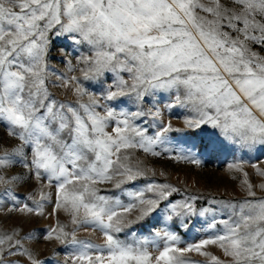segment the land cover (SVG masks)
Instances as JSON below:
<instances>
[{
  "label": "snow or ice",
  "instance_id": "obj_1",
  "mask_svg": "<svg viewBox=\"0 0 264 264\" xmlns=\"http://www.w3.org/2000/svg\"><path fill=\"white\" fill-rule=\"evenodd\" d=\"M173 108L180 127L164 119ZM0 128V212L66 214L42 236L66 253L57 264H264V180L246 161L227 165L243 195L198 209L171 184L137 186L155 171L136 156L264 154V0H0ZM172 133L191 147H164ZM88 228L103 241L81 239ZM39 238L0 230V264H52L26 243Z\"/></svg>",
  "mask_w": 264,
  "mask_h": 264
},
{
  "label": "rangeland",
  "instance_id": "obj_2",
  "mask_svg": "<svg viewBox=\"0 0 264 264\" xmlns=\"http://www.w3.org/2000/svg\"><path fill=\"white\" fill-rule=\"evenodd\" d=\"M63 45H58V48L53 51V57L51 63L55 68L61 71L66 70V66L59 58V48ZM70 52V57L72 58L76 55L75 52ZM94 90V89H93ZM59 95L63 93L58 92ZM166 102V101H165ZM163 107V104H161ZM187 115L181 109L173 108L171 112H165L164 119L172 120L175 126H182L184 116ZM0 136H4L3 129L0 128ZM172 142L166 144L164 147H170L173 149H179L181 146L188 148L191 147L192 141L184 133H172ZM6 144L8 143L5 137ZM14 143V142H13ZM159 151L160 148H157ZM193 153H195L199 159L203 161L202 165L197 166L195 164L186 163L184 161H177L170 158V154H165L160 157L151 156L143 152H137L136 156L142 162L143 166L149 170L155 171V176L152 180L142 179L137 182V186H143L146 183H168L176 188L180 189L179 192L174 193L171 199L173 201H180L188 195H197L199 200L197 201V208L202 209L210 207L209 201L215 200H229L236 199L243 195L241 190V181L243 180V175L241 173H230L227 170V165L234 162V160L242 159L246 161L245 171L248 173V177L254 184H259L264 178L256 174L254 169L251 167L253 163H260L264 161V154L261 150L254 151L252 153H247L243 151L233 152L231 150H224L217 154L208 155L201 154L200 148H194ZM173 153L172 155H174ZM264 167V164H261ZM19 169H17L18 171ZM36 187L35 182H30L24 187L18 189L21 193H27L32 191ZM52 212V206L48 205L45 209L44 216H25L16 213H3L0 212V230H11L13 228L18 229L21 235H26L29 232H35L39 239L27 241V245L33 248V250L38 254L41 260H51L52 264H57L58 261H62L66 255L64 251H61V246L55 240L48 241L42 238L46 229L55 227L57 221L61 223H68L69 217L63 212L56 213L55 215H49ZM222 217H217L220 219ZM195 222V221H194ZM148 221L144 226H137L135 229L138 232L147 234V226L151 224ZM202 223V221H201ZM201 223H196L195 227L197 230L200 229ZM162 226V225H161ZM181 236L182 240L187 243L196 242L200 236L196 234V231L189 229L184 230L182 228H174ZM78 236L81 239H92L97 243L103 241L102 234L98 231H93L91 228L82 229L78 232ZM123 238V237H122ZM59 251V256L55 257L54 252ZM209 251L216 255H221L219 249L215 247H210ZM193 260H204L205 258L199 256L195 253L190 254Z\"/></svg>",
  "mask_w": 264,
  "mask_h": 264
}]
</instances>
